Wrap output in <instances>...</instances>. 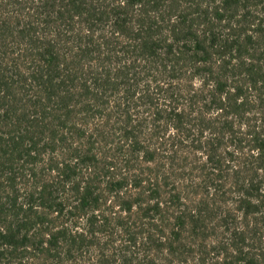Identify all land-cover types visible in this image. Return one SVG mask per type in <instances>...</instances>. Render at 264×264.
<instances>
[{
  "label": "trees",
  "instance_id": "1",
  "mask_svg": "<svg viewBox=\"0 0 264 264\" xmlns=\"http://www.w3.org/2000/svg\"><path fill=\"white\" fill-rule=\"evenodd\" d=\"M0 264H264V0H0Z\"/></svg>",
  "mask_w": 264,
  "mask_h": 264
}]
</instances>
